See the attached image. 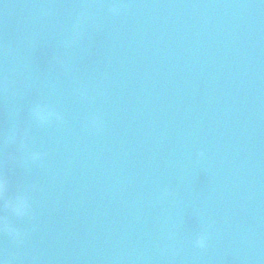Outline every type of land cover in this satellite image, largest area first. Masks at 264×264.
I'll return each mask as SVG.
<instances>
[{
  "label": "water",
  "instance_id": "1",
  "mask_svg": "<svg viewBox=\"0 0 264 264\" xmlns=\"http://www.w3.org/2000/svg\"><path fill=\"white\" fill-rule=\"evenodd\" d=\"M0 176L5 264H264V0H0Z\"/></svg>",
  "mask_w": 264,
  "mask_h": 264
},
{
  "label": "clouds",
  "instance_id": "2",
  "mask_svg": "<svg viewBox=\"0 0 264 264\" xmlns=\"http://www.w3.org/2000/svg\"><path fill=\"white\" fill-rule=\"evenodd\" d=\"M113 12H116V8L114 7L112 9ZM38 116H41V113L38 111L37 112ZM7 182L6 180L0 176V199H3L4 194L7 192ZM5 206L9 207L11 211L18 216H23L28 208L27 201L23 196H18L14 201H5ZM0 227H3L7 232L9 233L10 236H12L13 239H17L20 236V233L17 232L15 228H12L8 226L7 224H0ZM195 244L199 248H204L206 247V237L205 236H200L197 238L195 241ZM0 264H5V262L0 259Z\"/></svg>",
  "mask_w": 264,
  "mask_h": 264
}]
</instances>
